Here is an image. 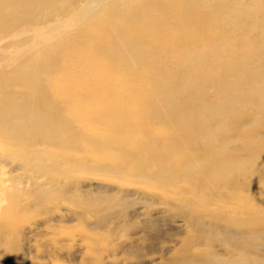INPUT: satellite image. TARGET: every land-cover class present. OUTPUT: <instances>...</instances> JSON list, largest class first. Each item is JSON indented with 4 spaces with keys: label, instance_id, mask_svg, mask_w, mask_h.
<instances>
[{
    "label": "bare ground",
    "instance_id": "6f19581e",
    "mask_svg": "<svg viewBox=\"0 0 264 264\" xmlns=\"http://www.w3.org/2000/svg\"><path fill=\"white\" fill-rule=\"evenodd\" d=\"M69 1L0 0V32L42 23L27 39L38 49L0 71L4 142L21 149L58 135L52 160L92 151L99 166L128 175L146 168L162 185L184 176L207 194L220 185L241 188L247 163L251 177L259 175L264 0H122L119 9L92 16L85 13L95 0H84L67 20L47 22ZM69 27L80 30L75 39H56ZM158 134L162 144L152 151ZM243 217L231 225L242 228ZM212 229L233 249L227 259L205 255L203 263L264 264L254 256L264 247L261 232L254 245L241 229Z\"/></svg>",
    "mask_w": 264,
    "mask_h": 264
},
{
    "label": "rangeland",
    "instance_id": "374dc122",
    "mask_svg": "<svg viewBox=\"0 0 264 264\" xmlns=\"http://www.w3.org/2000/svg\"><path fill=\"white\" fill-rule=\"evenodd\" d=\"M120 1L95 0L85 14L92 16L101 8L114 11ZM83 2L70 0L47 22L67 20ZM36 26L42 23L19 22L0 32L1 72H10L38 49L27 40ZM58 31L56 39H75L80 30ZM154 129L162 127L155 124ZM59 137L49 143L31 141L20 149L4 142L0 133V217L10 211L0 232V264H206L205 255L227 259L233 249L213 225L241 229L254 245L261 241L260 232L264 237V167L253 178L247 163L241 188L220 185L207 194L186 184L184 176L162 185L146 168L128 175L99 166L92 151L52 160L47 153L58 148ZM157 138L152 151L162 144L163 137ZM236 153L239 158L246 154L241 147ZM242 216V228L231 225L232 218ZM257 253L255 258L264 260V247Z\"/></svg>",
    "mask_w": 264,
    "mask_h": 264
}]
</instances>
